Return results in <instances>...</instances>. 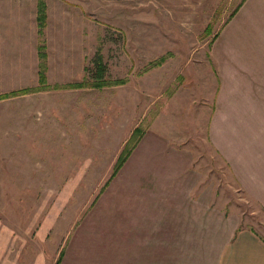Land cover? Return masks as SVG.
Masks as SVG:
<instances>
[{"label": "rangeland", "instance_id": "obj_1", "mask_svg": "<svg viewBox=\"0 0 264 264\" xmlns=\"http://www.w3.org/2000/svg\"><path fill=\"white\" fill-rule=\"evenodd\" d=\"M40 2L44 4L42 36L37 22ZM255 2L0 0V23L35 22L38 29L36 45L18 36L0 41V96L26 90L25 94L0 99V264H51L67 234L83 216V196L102 193L128 140L142 135V142L150 131L153 135L149 136L157 139L159 114L178 89L181 93L192 77L206 79L209 68L219 81L218 67H238L252 61L255 54H246V36L249 50L256 47L257 54H262L259 49L264 47V28L254 16ZM73 7L83 12V19L94 22L98 34L104 30L103 36L97 37L92 54H83L82 77L53 84L47 78L45 26L48 19L59 16V8L65 9L64 14ZM240 9L239 24L228 27ZM76 14L78 18V10ZM239 27L244 54H208L206 49L218 35L228 28L225 34L231 39ZM122 29L124 39L118 33ZM41 42L46 47L43 90L39 75ZM87 43L86 36L85 49ZM34 46L37 54H31ZM96 51L107 66L105 79L123 83L64 88L90 78L85 70ZM160 59L159 66L151 67ZM118 86H123L120 92L115 89ZM145 94L152 97V105L146 110ZM119 96L126 107L118 104ZM136 129L140 134L130 139ZM148 149L144 139L143 147L136 153L133 150L127 162L143 164ZM118 177L146 178L144 173L128 169ZM83 179L87 186L83 187ZM231 197L227 211L239 218L242 226L264 237V213L235 186Z\"/></svg>", "mask_w": 264, "mask_h": 264}, {"label": "crops", "instance_id": "obj_2", "mask_svg": "<svg viewBox=\"0 0 264 264\" xmlns=\"http://www.w3.org/2000/svg\"><path fill=\"white\" fill-rule=\"evenodd\" d=\"M253 7L264 28V0ZM71 9L62 14L65 9L59 8L44 30L47 78L53 84L82 77L83 54L93 53L104 32L98 34L80 9ZM241 14L242 9L228 27L238 25ZM240 28L231 39L225 29L209 44L208 54H244ZM118 33L126 37L123 29ZM11 36L36 45L38 29L35 22H1L0 41ZM246 39V54H255L252 61L218 67L219 81L211 68L206 79L192 77L162 108L157 139L150 131L135 147L136 153L145 139V162L126 161L102 193L83 196V216L51 264H264V237L227 211L235 186L264 213V47L262 54L256 47L250 51ZM144 98L146 110L152 97ZM117 100L126 107L122 96ZM127 169L146 178L117 180Z\"/></svg>", "mask_w": 264, "mask_h": 264}, {"label": "trees", "instance_id": "obj_3", "mask_svg": "<svg viewBox=\"0 0 264 264\" xmlns=\"http://www.w3.org/2000/svg\"><path fill=\"white\" fill-rule=\"evenodd\" d=\"M38 11H39V16L37 18V20H38L37 22H38V26L41 28V31H39V35L42 36V34H43L42 28L45 25L44 16H42V14L44 13V4L42 2L39 3ZM235 12H236V10L234 11V13ZM234 13L231 14L230 17H232L234 15ZM209 34H210V31L207 28L206 29V35H209ZM38 50H39V57L42 61L41 70H40L39 75H40V83H41V85H43L41 89L43 90L44 88H46V86H45V72H44L45 71V59H46V47H45L43 42H41ZM162 61H163V59L152 62L151 67L159 66L162 63ZM85 71L90 76V78L86 77L83 80V83L65 86L64 88L71 89V88H84V87H102V86H106V85H117V84L123 83V81H113V80L110 81V80L105 79V75L107 72V66H106V63L103 61V57L100 54V51H96L94 57L90 60L89 67H87ZM25 92H26V90H22L19 92H13L12 94H10L8 96H0V99L3 100V99H6V97L17 96V95H20L21 93L25 94ZM136 134H140L138 129L133 131L130 139H132V137ZM141 136L136 140L135 139L133 141L128 140L125 143V145L123 146V148H122V150H121V152L117 158V161L114 165L110 179L115 177V175L121 169L123 164L128 160V158L132 154L133 150L135 149V147L139 143Z\"/></svg>", "mask_w": 264, "mask_h": 264}]
</instances>
